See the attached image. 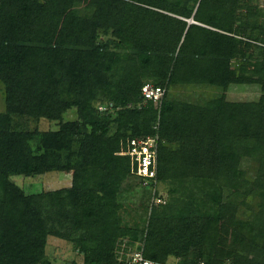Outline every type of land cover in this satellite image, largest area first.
<instances>
[{
  "label": "trees",
  "instance_id": "16d2710c",
  "mask_svg": "<svg viewBox=\"0 0 264 264\" xmlns=\"http://www.w3.org/2000/svg\"><path fill=\"white\" fill-rule=\"evenodd\" d=\"M149 83L165 89L157 103L141 94ZM233 89L256 96L230 100ZM0 100V264H51L49 238L81 264L135 251L264 264L260 0H0ZM147 138L155 176L136 177L118 144ZM50 173L70 185L26 194L12 180ZM132 181L146 187L127 209ZM155 181L166 197L151 193Z\"/></svg>",
  "mask_w": 264,
  "mask_h": 264
},
{
  "label": "rangeland",
  "instance_id": "374dc122",
  "mask_svg": "<svg viewBox=\"0 0 264 264\" xmlns=\"http://www.w3.org/2000/svg\"><path fill=\"white\" fill-rule=\"evenodd\" d=\"M260 2L263 5V1L260 0ZM254 96H256V94L255 91L252 89H243V90L233 89L229 95V99L245 101L254 98ZM100 107L102 109L98 108L97 111H104V107L103 106ZM1 110H2V102L0 100V111ZM89 117H90V121H95L97 119V112L89 114ZM72 119H75L74 112L72 111L67 112L66 115L64 116V120H72ZM16 122H18L19 123L18 126H20L23 129L37 128L40 132L54 131L58 129L56 122L47 121V120H40L39 122H34L28 119H17ZM127 142L128 139L119 142L118 155H121L120 154L121 148L122 147L125 148ZM132 173L135 174L136 177H140L137 172L132 171ZM141 177H144V175H142ZM12 180L16 183V185L22 188L26 194H33V193H40L43 191L56 190L59 188L69 186L71 181V174L50 173V174L37 176L35 178H24L23 176H14L12 177ZM138 180L139 179L137 178L135 182ZM155 184L156 185H154L153 189H151V193L154 194L157 191L158 195H161V197H166L165 186L160 185L157 181H155ZM131 185L133 186L134 191L125 195L126 200L124 201V203L127 209L129 207H134L135 205H138V201L142 193V188L146 187L145 186L146 183H141L137 188L136 185L133 184V181ZM124 214L127 215L126 220H128V214L126 213ZM45 253H46V257L49 259L51 264H68L69 262L75 260L79 264L83 262L82 257H77L73 253L72 247L68 242L56 238L48 239ZM168 260L173 261L175 259L169 258Z\"/></svg>",
  "mask_w": 264,
  "mask_h": 264
},
{
  "label": "built area",
  "instance_id": "2783aa9c",
  "mask_svg": "<svg viewBox=\"0 0 264 264\" xmlns=\"http://www.w3.org/2000/svg\"><path fill=\"white\" fill-rule=\"evenodd\" d=\"M262 1L264 7V0ZM141 94L146 101L157 103L164 96L165 89L147 84L141 88ZM120 154L122 156H129L133 162H136V172L139 176L144 175V177L149 178L155 176V139L147 138L144 140H129L126 147L121 148ZM120 264H177V260H167L164 263L151 261L144 257L142 251H135L129 255L128 258L122 260Z\"/></svg>",
  "mask_w": 264,
  "mask_h": 264
},
{
  "label": "water",
  "instance_id": "95a60500",
  "mask_svg": "<svg viewBox=\"0 0 264 264\" xmlns=\"http://www.w3.org/2000/svg\"><path fill=\"white\" fill-rule=\"evenodd\" d=\"M193 22V20L192 19H190L189 21H188V23H192Z\"/></svg>",
  "mask_w": 264,
  "mask_h": 264
}]
</instances>
